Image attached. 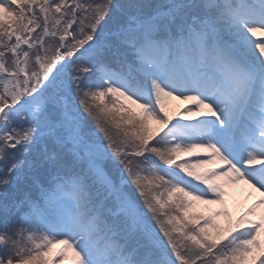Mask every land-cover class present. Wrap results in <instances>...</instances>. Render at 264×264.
<instances>
[{"label": "snow or ice", "instance_id": "6c2138e0", "mask_svg": "<svg viewBox=\"0 0 264 264\" xmlns=\"http://www.w3.org/2000/svg\"><path fill=\"white\" fill-rule=\"evenodd\" d=\"M0 264H264V0H0Z\"/></svg>", "mask_w": 264, "mask_h": 264}, {"label": "rangeland", "instance_id": "374dc122", "mask_svg": "<svg viewBox=\"0 0 264 264\" xmlns=\"http://www.w3.org/2000/svg\"><path fill=\"white\" fill-rule=\"evenodd\" d=\"M69 2H71V0H69ZM63 25H61L62 27ZM75 27V25H74ZM40 30L37 29V32H39ZM177 106H183V102L182 101H178V100H174L171 103V107L175 108ZM109 131L112 132V134L114 135V138H116L117 140L119 139V136L116 135V129L114 127H110ZM149 167V165H144V168L147 169ZM249 191L250 188L246 185L241 184L240 186H238L236 189H234V195L245 200L246 203L251 204L254 200H255V194L249 196ZM230 203L232 200V197H229ZM214 207H218V205H203V204H198L197 207L195 209H193V211H207L209 208H214Z\"/></svg>", "mask_w": 264, "mask_h": 264}]
</instances>
